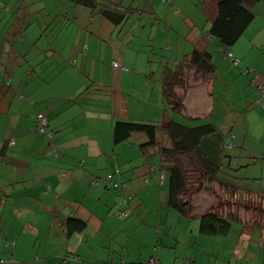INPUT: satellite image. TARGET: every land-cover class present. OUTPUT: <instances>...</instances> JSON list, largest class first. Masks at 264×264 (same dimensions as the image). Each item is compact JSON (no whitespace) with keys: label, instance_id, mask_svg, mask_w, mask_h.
I'll list each match as a JSON object with an SVG mask.
<instances>
[{"label":"crops","instance_id":"1","mask_svg":"<svg viewBox=\"0 0 264 264\" xmlns=\"http://www.w3.org/2000/svg\"><path fill=\"white\" fill-rule=\"evenodd\" d=\"M184 1L198 10L200 21L179 11L185 9L182 0L174 1L175 12L156 1L140 19L133 14L121 26L71 0H12L9 9L0 8V264H141L151 257L160 264H264V230L253 229H260L258 213L240 212L242 223L252 215L257 219L248 228L239 222L245 230L240 242L230 236L232 228L227 234L202 233L200 216L217 202L192 196L190 217L181 216L168 203L155 149L144 147L147 136L114 139L116 121L166 126L172 119L218 127L219 110L242 104L244 112L261 116L243 135L235 129L241 117L227 121V134L232 132L235 145H244L251 132L263 141L264 98L256 85H264V59L257 56L264 34L252 39L264 32L263 22L229 49L240 59L234 66L208 33L217 1ZM248 6L263 18L264 4ZM195 50L210 53L215 69L197 73L193 63L184 69L175 88L183 109L176 113L162 93L164 67ZM233 95L239 100L233 102ZM40 111L53 130L50 140L36 133ZM160 141L170 145L165 133ZM116 171L127 180L124 190L103 181ZM200 177L204 189L220 192ZM122 195L131 197L133 210L124 219L117 215ZM70 217L85 227L70 231Z\"/></svg>","mask_w":264,"mask_h":264},{"label":"trees","instance_id":"2","mask_svg":"<svg viewBox=\"0 0 264 264\" xmlns=\"http://www.w3.org/2000/svg\"><path fill=\"white\" fill-rule=\"evenodd\" d=\"M71 1L82 7L88 8L93 14H97L110 23L121 26L127 22L133 14L136 18L140 19L139 13L141 15L148 13V8L153 6L156 1L162 2L163 7L165 6L168 8L173 6L175 0ZM216 1V15L209 21L208 33L214 40H217L222 46V49L225 50V57L227 54H231L236 58L229 49L240 39L255 16V12L251 10L248 5L257 3L264 4V0ZM14 10L17 12L16 15H19L18 11L21 10V6H15ZM68 63L74 65L72 60H68ZM192 63L195 66L197 73L212 74L211 72L215 69V65L210 59V53L205 51L199 52L197 50L193 51L189 57H184L176 66L164 67L165 70L161 79L162 93L166 98L170 109L176 113H181L183 102L181 95H177L175 92V88L177 87V84L182 83L184 69L191 66ZM238 63L234 66H237ZM5 84L7 86L10 85V79H7ZM256 87L257 89L260 87L264 90V85L262 84L258 83ZM257 91L259 93L258 96L264 98V92ZM262 103L260 104L262 105ZM39 115H42L45 119L43 127L40 124L38 118ZM34 126L37 134L50 140L53 135V130L49 128V121L44 112L40 111L36 113ZM113 130L115 141L126 140L132 133L137 132H141L147 136V141L144 143V147L150 146L155 149V153L159 157V171L163 174L160 177H163L162 180L166 178L168 182V203L181 216L190 217L191 199L195 192L193 190L195 184H193L192 178L195 177L196 172L199 171L203 174V177L205 176L204 179L207 182L211 181L214 185L218 186V189L220 190V192L216 191L218 202L214 207L200 216V230L202 233L209 235L227 234L234 222L242 223L240 212L243 211L244 213L252 212L255 215L258 213V228L264 230V224L260 221V212L264 210V208H261L264 207V190L261 191V193H259V191L243 190L238 185L225 181L222 182L219 179L218 174L222 170L235 173L241 167V164L235 162L238 158L237 154H235L233 150L231 151L232 148L236 147V145L233 144L232 139L234 138V135L231 132L224 134L212 122L189 126L172 119L168 121L166 126H159L155 122L144 123L120 120L114 123ZM163 133H165L170 140V145L168 146L162 144L160 141V136ZM227 135L230 137L229 140H226ZM54 154L55 157H57V154L59 155L58 150H56ZM183 158H190L195 162V166L191 167L188 162H184ZM260 159L264 161V155H262ZM149 168H152V170L155 169L153 165H149ZM116 173L117 171L112 174ZM118 175L124 178L126 187L127 180L120 173ZM144 179L147 180V178ZM120 198L121 210H119V212H126L127 214V216L120 219H124L133 213V210L129 205L131 197L122 195ZM231 208L236 209V212L233 210L231 211ZM222 210H228L229 212L224 213ZM255 215H252V218H249L248 223L245 224L243 222L242 225L245 228L254 226V221H257ZM67 224L68 229L73 231L83 229L86 222L82 219L70 217ZM244 231V229L241 230V232ZM11 245H13V243ZM151 262L160 264L157 257H151L149 260L142 262L141 264H152ZM185 263H190V261L186 260ZM174 264L181 263L175 262Z\"/></svg>","mask_w":264,"mask_h":264},{"label":"rangeland","instance_id":"3","mask_svg":"<svg viewBox=\"0 0 264 264\" xmlns=\"http://www.w3.org/2000/svg\"><path fill=\"white\" fill-rule=\"evenodd\" d=\"M11 1L12 0H0V8L2 10L3 9H5V10L9 9ZM182 1H183V3H185L184 0H182ZM200 1H202V0H200ZM178 3H180V1H178ZM202 5L203 4L201 2V6ZM177 8L178 7L170 6V10L172 12H175V10ZM185 10L189 13L190 17H193L192 19L195 22H196V20L198 21V19H199L198 10L196 11L194 6H192L188 2L185 3V9L184 10H182L181 7L179 6L180 12H184ZM191 12H193L194 14H191ZM260 13H262V12H260ZM262 15H263V13L260 15L254 16L253 20L251 21L248 28L244 32L245 35H248V32L250 30L257 28V26H260L262 24V22H263L262 27L264 26V16H263V18H261ZM199 21H200V19H199ZM261 34H264V32L258 34L257 39H255L253 37L252 38L253 41L258 40V38ZM254 49L257 50L256 48H254ZM260 50H262V52H260ZM257 51H258V55H257L258 60H263L264 59V45H262V47L260 49H258ZM238 61H240L239 58H238ZM246 62H250V63L253 62V65H255V64L260 65L259 61L256 62L254 58H247ZM233 65H235V64H233ZM253 65H251L250 67L254 68ZM248 66L249 65H247V67ZM248 70L254 71V69H251V68H249ZM257 90L264 91L260 87ZM228 100H229V97H228ZM232 100H233V102H236L239 100V97L236 100V98L233 95ZM242 107H243L242 104H240V105L237 104L235 106V109L229 110V107H227V108H224L225 110H219L218 111L217 115L220 118V120H217L218 125H219L218 129L221 132H223L224 134L227 133L226 132V130H227L226 129V127H227L226 122L227 121L236 120L237 118L241 117L240 123L237 124V126H235V129L237 130L239 135H243L246 132V129H248L247 128L248 125L250 127L251 123H253V120H257L261 116L260 111L252 110L251 112L250 111L244 112L243 111L244 109ZM259 108H262V110H264V108L262 107L261 104H259ZM249 113H251V118L249 116ZM213 114H216V113H213ZM253 116H254V118H253ZM249 121H250V124H249ZM254 128H256V127H254ZM232 131L234 132V130H232ZM257 134H259V133L257 132ZM251 135H252V132L249 133V136L247 137L244 145L242 143H240V144L236 145L235 148L231 149V151L233 150L234 153H236L238 156V158L235 160V162L241 164L240 169L238 171H236L235 173L234 172H228L227 170H222L218 174V176L222 182L225 181V182H229V183L238 185L243 190L246 189V190H251V191H259V193H261V191L264 190V168H263L264 167V161H262L260 159L262 157V155H264V136H263V141H262V140H260V138H257L258 136L254 137V135H252V136ZM258 151H259V153H262V154H260V155L257 154ZM184 162L185 163L188 162L189 164L190 163L192 164L193 161L190 158H185ZM192 166H195V162H193ZM145 181H147V180H145ZM192 182H193V184H195L193 186V190L195 191L193 194V198L195 200H202V201H204V200L213 201L214 200V202H218V196L216 195V192H213L210 189H204L203 188L202 184L200 183V182H202V177H200L199 172L195 173V177L192 178ZM261 208L263 209L264 207H261ZM260 221L264 222V210L262 212H260ZM231 228H232V230H231L230 236H235L236 237L235 240H237V242H240L241 239H240V233L239 232H240V230L243 229V227H241L239 225V222H234L232 224ZM253 229H254L255 234L258 232V230L261 233L263 231V230L255 228V226L253 227ZM227 241H229V240L227 239Z\"/></svg>","mask_w":264,"mask_h":264},{"label":"built area","instance_id":"4","mask_svg":"<svg viewBox=\"0 0 264 264\" xmlns=\"http://www.w3.org/2000/svg\"><path fill=\"white\" fill-rule=\"evenodd\" d=\"M226 58L228 60H230L235 65L238 63V59L234 58L231 54H227ZM113 66L115 68L119 67L117 62H113ZM123 69L127 70V68H123ZM251 71H253V70H250V72ZM247 72H249V70ZM260 92H264V91H260ZM262 105L264 106V103H262ZM38 118H39L40 124L43 127L45 124V119L43 118L42 115H39ZM103 181L105 182L106 187H108L110 189L123 190L125 188V184H126L124 178L120 177V175H118L117 173L116 174H112V173L107 174L106 176L103 177ZM97 182H98V179L95 178L92 180L91 183L96 184ZM125 216H127L126 212H119L118 213L119 218H123ZM151 263L155 264V262H151ZM186 264H189V263H186Z\"/></svg>","mask_w":264,"mask_h":264}]
</instances>
